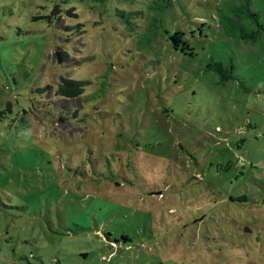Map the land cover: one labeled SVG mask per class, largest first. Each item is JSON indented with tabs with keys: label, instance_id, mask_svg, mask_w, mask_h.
I'll use <instances>...</instances> for the list:
<instances>
[{
	"label": "rangeland",
	"instance_id": "rangeland-1",
	"mask_svg": "<svg viewBox=\"0 0 264 264\" xmlns=\"http://www.w3.org/2000/svg\"><path fill=\"white\" fill-rule=\"evenodd\" d=\"M236 1L0 0V264H264V35L224 32Z\"/></svg>",
	"mask_w": 264,
	"mask_h": 264
},
{
	"label": "trees",
	"instance_id": "trees-1",
	"mask_svg": "<svg viewBox=\"0 0 264 264\" xmlns=\"http://www.w3.org/2000/svg\"><path fill=\"white\" fill-rule=\"evenodd\" d=\"M172 1L173 0H155L156 3L153 6L158 14H160L171 5ZM66 13L73 17L78 16L74 6L66 9ZM158 14L153 17V21L156 22V25H158L159 22ZM62 16L60 5L56 4L48 17L50 19L54 17L60 21ZM219 18L222 28L228 36L253 43L264 35V23H261L259 13L252 9L251 0H237L236 2L230 4L227 10L222 9L219 14ZM78 25L81 26V23ZM69 28L71 27L67 26V29ZM152 35L153 32H151V35H148V37L151 38ZM170 39L174 49L180 50L186 55H194V47H192L190 42L185 38V34L182 30L178 29L174 31L170 35ZM60 52L63 55V52ZM55 58L58 60L56 56ZM206 69L213 70L218 73L222 83L238 78L237 74L234 72L235 64L232 58L229 59L227 64H224L220 60L212 59L207 64ZM85 84L86 82L83 80L62 77L56 88V93L66 98L76 99L84 92Z\"/></svg>",
	"mask_w": 264,
	"mask_h": 264
},
{
	"label": "water",
	"instance_id": "water-1",
	"mask_svg": "<svg viewBox=\"0 0 264 264\" xmlns=\"http://www.w3.org/2000/svg\"><path fill=\"white\" fill-rule=\"evenodd\" d=\"M60 60V59H59Z\"/></svg>",
	"mask_w": 264,
	"mask_h": 264
}]
</instances>
